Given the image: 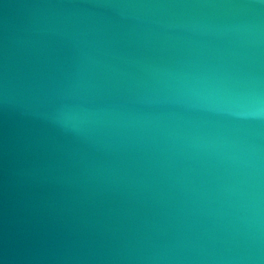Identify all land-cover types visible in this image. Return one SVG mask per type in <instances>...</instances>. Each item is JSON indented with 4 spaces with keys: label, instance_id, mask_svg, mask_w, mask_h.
I'll return each instance as SVG.
<instances>
[{
    "label": "water",
    "instance_id": "1",
    "mask_svg": "<svg viewBox=\"0 0 264 264\" xmlns=\"http://www.w3.org/2000/svg\"><path fill=\"white\" fill-rule=\"evenodd\" d=\"M0 264H264V0H0Z\"/></svg>",
    "mask_w": 264,
    "mask_h": 264
}]
</instances>
